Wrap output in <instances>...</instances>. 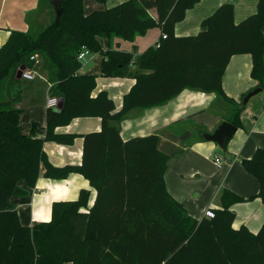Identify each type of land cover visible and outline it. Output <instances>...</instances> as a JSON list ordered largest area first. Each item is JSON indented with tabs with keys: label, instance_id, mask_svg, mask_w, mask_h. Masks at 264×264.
I'll return each instance as SVG.
<instances>
[{
	"label": "trees",
	"instance_id": "16d2710c",
	"mask_svg": "<svg viewBox=\"0 0 264 264\" xmlns=\"http://www.w3.org/2000/svg\"><path fill=\"white\" fill-rule=\"evenodd\" d=\"M199 2L129 0L87 15L84 0H40L37 13L27 17L30 31L12 32L0 50V87L21 67L33 69L36 61L31 57L40 54L49 60L41 66L53 83L52 97L63 99L64 106L61 111L49 108L47 133L39 138L37 124L30 135L22 133L21 110L0 105V264H264V225L257 234L233 227L236 215L231 207L243 198L227 190L214 218L194 219L168 191L170 156L159 149V136L125 142L118 126L133 109L162 105L186 89L230 100L223 76L235 55L252 56L251 75L264 92V0L256 14L239 24L234 5L228 3L202 22L204 30L198 35L177 37V24ZM153 9L157 20L150 15ZM46 10L51 22L35 24ZM153 28L167 38L161 35L159 45L140 56L104 52L100 44V38L133 41ZM84 48L104 55L105 77H125L138 66L133 75L137 82L121 111L115 112L106 92L92 97L97 77L79 73ZM242 109L236 106L229 121L238 127ZM84 117L101 118L102 130L83 136L82 164L52 165L45 143L73 145L77 135L55 130ZM242 164L257 179L264 203V149ZM42 165L49 179L83 175L97 191L94 205L92 191L83 189L76 201L54 203L50 222L22 225L12 199L29 195L20 183L34 189Z\"/></svg>",
	"mask_w": 264,
	"mask_h": 264
},
{
	"label": "crops",
	"instance_id": "0c3cea01",
	"mask_svg": "<svg viewBox=\"0 0 264 264\" xmlns=\"http://www.w3.org/2000/svg\"><path fill=\"white\" fill-rule=\"evenodd\" d=\"M127 1L84 0V12L88 15L96 10H108ZM259 1L200 0L187 12L185 20L177 24L175 34L177 37L198 35L204 30L202 22L228 3L234 5L235 21L239 24L257 13ZM39 3L40 0H0V50L12 32L30 31L27 17L37 13ZM150 15L158 19L155 9L150 11ZM161 35L160 28H153L133 41L100 38V44L104 52L117 50L140 56L157 47ZM103 61V54L89 52L81 61L79 73L95 75L97 81L92 97L106 92L116 105L115 112H119L124 106L125 96L137 82L133 75L139 72V68L134 64L127 76L109 78L103 75ZM41 64L36 59L33 67L36 77L33 80L18 78L17 75L7 78L0 87V105L21 110L22 133L30 135L32 126L37 124L36 135L45 138L49 111L47 102L52 97L53 83ZM252 67L250 54L232 57L223 76V89L230 100L222 99L215 93L186 89L162 105L133 109L118 126L125 142L138 137L159 136V149L170 156L166 173L168 191L191 217L200 221L208 208L222 209L221 196L228 190L245 200L231 207L236 215L234 229L247 227L257 234L264 225V203L258 196L260 185L257 179L242 164L244 160L251 159L257 150L264 149V96L257 95L246 106L243 105L245 96L258 86V81L251 75ZM238 105L243 107L241 126H237L236 134L229 140L226 151L221 149L222 153L216 143L205 141L203 134H213L223 122L233 119ZM101 130L102 119L99 117L76 118L69 125L56 128L57 134H75L77 138L73 145L46 142L44 150L49 162L56 167L81 165L83 136ZM217 154L225 157L222 167L215 162ZM20 187L28 190L29 195L14 197L12 203L22 225L29 227L35 223L50 222L53 204L76 201L83 189L92 191L90 206L97 198V191L83 175L72 173L66 179H49L45 165L41 166L34 189H29L25 182H21Z\"/></svg>",
	"mask_w": 264,
	"mask_h": 264
},
{
	"label": "water",
	"instance_id": "95a60500",
	"mask_svg": "<svg viewBox=\"0 0 264 264\" xmlns=\"http://www.w3.org/2000/svg\"><path fill=\"white\" fill-rule=\"evenodd\" d=\"M56 12H57V22H58V19L60 17V12L57 9ZM23 71H25V67H21L18 70L17 73L18 78H22ZM262 92H263L262 88H256L255 90L249 92L248 95L245 96L243 100V105L246 106L253 97L259 95ZM63 106H64V100L60 99L59 105L55 110L61 111ZM237 129L238 127L236 125H234L231 122L225 121L219 126V128L213 134H203V138L207 142L216 143L222 150H225L227 141L230 140L236 134Z\"/></svg>",
	"mask_w": 264,
	"mask_h": 264
},
{
	"label": "built area",
	"instance_id": "2783aa9c",
	"mask_svg": "<svg viewBox=\"0 0 264 264\" xmlns=\"http://www.w3.org/2000/svg\"><path fill=\"white\" fill-rule=\"evenodd\" d=\"M162 38L163 39H166L167 38V35L166 34H163L162 35ZM158 45H159V42H158ZM88 54H89V50H87L86 48H84L83 51L80 53L78 59L80 61H83ZM31 60L36 61V57L35 56H32L31 57ZM35 77H36V73L34 72L33 69H27V70L23 71V73H22V78H24L26 80H33V79H35ZM58 105H59V99L57 97H51L48 100V102H47V106L50 109H56L58 107ZM221 156H222L221 154H217L215 156V158H214L216 164L219 167H222L225 164V161L222 159ZM204 217H206V218H214L215 217L214 209L213 208H208L206 210V212H205Z\"/></svg>",
	"mask_w": 264,
	"mask_h": 264
},
{
	"label": "rangeland",
	"instance_id": "374dc122",
	"mask_svg": "<svg viewBox=\"0 0 264 264\" xmlns=\"http://www.w3.org/2000/svg\"><path fill=\"white\" fill-rule=\"evenodd\" d=\"M51 20H52L51 15H50L49 11L46 10L44 13H39V15L36 18L35 24L38 23V24H42V25H47L51 22ZM34 28H37V26L35 25ZM35 57L37 60H40L41 63H43V64H46V61H47V63H49V60H47V59L45 60L44 57L41 56L40 54L39 55L36 54ZM263 96H264L263 92L259 94V97H263ZM227 119H228V117H227ZM199 133L201 134L202 132H199ZM220 151L223 153L221 148H220ZM221 155H222L221 156L222 159L225 161V157L223 156V154H221Z\"/></svg>",
	"mask_w": 264,
	"mask_h": 264
}]
</instances>
